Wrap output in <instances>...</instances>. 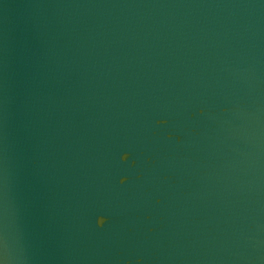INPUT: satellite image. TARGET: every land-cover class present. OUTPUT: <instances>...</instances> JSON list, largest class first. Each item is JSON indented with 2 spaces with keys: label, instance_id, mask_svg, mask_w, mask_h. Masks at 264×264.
I'll return each mask as SVG.
<instances>
[{
  "label": "water",
  "instance_id": "water-1",
  "mask_svg": "<svg viewBox=\"0 0 264 264\" xmlns=\"http://www.w3.org/2000/svg\"><path fill=\"white\" fill-rule=\"evenodd\" d=\"M0 264H264V0H0Z\"/></svg>",
  "mask_w": 264,
  "mask_h": 264
}]
</instances>
